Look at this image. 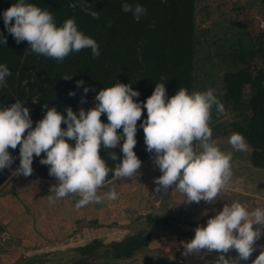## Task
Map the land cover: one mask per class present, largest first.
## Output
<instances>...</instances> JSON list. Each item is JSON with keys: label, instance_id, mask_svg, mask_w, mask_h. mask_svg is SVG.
<instances>
[{"label": "clouds", "instance_id": "obj_1", "mask_svg": "<svg viewBox=\"0 0 264 264\" xmlns=\"http://www.w3.org/2000/svg\"><path fill=\"white\" fill-rule=\"evenodd\" d=\"M78 4L93 18L99 16L97 10L89 7L88 0H69L68 7L76 8ZM121 10L131 13L136 20L146 13L145 7L136 0H121ZM0 15L6 31L17 43L26 40L33 52L58 62L69 53L85 48L91 49L93 58L100 55L98 42L78 28L74 17L58 24L51 11L30 0H14ZM6 43L7 37L0 32V44ZM9 75L8 66L0 63V87L6 86ZM162 80L144 101L134 99L140 92L131 83L117 81L98 90L95 105L87 110L81 107L77 112L67 106L62 112L55 106L44 105L47 110L34 127L25 103L16 99L9 106H0V170L11 167L15 157L9 149H16L19 144L16 172L30 175L34 156L40 157V163L48 165L49 175L57 180L50 185V192L54 193L49 197L52 202L69 194L79 195L77 208L90 202L100 203L102 199L114 200L117 198L114 188L103 196L97 190L110 172L117 178L139 175L142 160L134 150L139 121L146 151L154 153V162L161 171L154 178V191L172 187L185 194L183 201L187 203L215 202L233 175L232 152L218 146L210 127L213 106L222 113L224 104L214 88L189 91L179 87L169 96L164 83L167 78ZM76 85H84L85 94L89 91L83 79L77 80ZM69 95H75V91L70 90ZM142 109L147 112L143 119ZM102 114L106 115L107 122L101 120ZM62 122L65 127L61 126ZM228 142L237 151H247L249 146L239 132H233ZM117 146L123 155L118 159L115 151L108 153L113 161H119L110 168L100 149ZM42 152L45 155L41 156ZM262 234L264 207L249 209L233 201L230 205L224 204L205 224L196 225L193 237L184 242L185 254L215 251L218 255L214 264H241L253 253L255 242ZM232 249L237 255L226 258L225 254ZM251 264H264V249Z\"/></svg>", "mask_w": 264, "mask_h": 264}, {"label": "rangeland", "instance_id": "obj_2", "mask_svg": "<svg viewBox=\"0 0 264 264\" xmlns=\"http://www.w3.org/2000/svg\"><path fill=\"white\" fill-rule=\"evenodd\" d=\"M195 25L194 90L208 88L216 90V95L224 104V112H218L213 106L210 120L212 139L223 151L232 152L233 175L229 184L219 193L218 199L213 203L203 200L199 203H187L183 201L185 194L177 188L154 191V178L161 175V171L155 164L153 155L142 161L138 176L132 178L114 176L98 188V194L101 196L110 188H114L117 192L116 199H102L100 203L90 202L77 208L76 204H73L80 198L79 195L69 194L62 201V198L55 200H59L57 205L60 203L59 209H56L55 203L49 199L54 193L46 197L43 195L45 191L39 192L40 187L45 190L54 181H48L40 176L33 158L32 173L25 176L15 171L0 186V197L9 192L17 193L22 198L21 203H27L29 209L33 208L32 204L40 200V205L46 208L52 209L54 206L57 215L63 217V223L67 219L64 232H61V238L50 235L43 240L32 241V246H24L23 250L17 249L22 230L14 231L13 227L15 221H20L16 216L21 213L18 208L22 204L16 196L13 197L14 194L6 195L4 204L0 203V257L2 258L0 264L4 263H1L3 260L6 263V259L3 258L15 251L16 258L7 261L25 263L31 258L38 264H71L75 259L84 256L79 254L77 248L91 240L100 238L107 244L140 231L149 234L152 241L148 248L137 251L133 258L113 259L109 255L108 257L96 255L90 257V263L170 264L167 263L168 260H179L184 264H214L218 255L215 251L185 254L184 242L193 237L196 225L205 224L207 219L221 210L224 204L230 205L233 201H239L249 209L264 207V168L252 164L250 159L252 148L249 144L247 151H237L228 142L234 124L243 122L250 114V110L245 105L237 109L227 101L224 85V75L229 70L242 66H247L253 71L264 69V4L261 0H196ZM251 93V87L245 86L243 99L246 104ZM95 95L80 102L76 111L78 112L81 107L87 110L94 106ZM196 147L199 149L198 142ZM117 148L120 149L119 146ZM9 150L19 159L17 148ZM33 194L34 199H31ZM73 198L78 199L73 200ZM148 213H170L177 219H172L171 226H153L148 224L145 218ZM190 220H196L197 223L189 224ZM27 228L31 229L25 226L22 232L24 233ZM51 232L53 233L52 229ZM254 247L255 250L248 260L242 261L241 264H251L250 258H255L264 249V234L255 242ZM104 250L105 247L99 248L102 253L105 252ZM46 253H49V256H44L45 258L42 259L40 256ZM236 255L234 249L225 254L229 259Z\"/></svg>", "mask_w": 264, "mask_h": 264}, {"label": "trees", "instance_id": "obj_3", "mask_svg": "<svg viewBox=\"0 0 264 264\" xmlns=\"http://www.w3.org/2000/svg\"><path fill=\"white\" fill-rule=\"evenodd\" d=\"M195 1L136 0L146 9L145 15L136 20L131 13L121 10V0H88L89 7L99 12L97 18L83 11L79 4L76 8L68 7L69 0H30L51 11L58 24L66 18L74 17L78 28L99 44L100 55L95 58L92 57L91 49L85 48L69 53L59 62L55 58L33 52L26 40L17 43L6 31L0 15V32L7 37V43L0 44V63L6 64L11 72L6 77V86L0 87V106H9L16 99L25 103L30 110L34 127L35 122L47 110L42 106H55L62 112L65 107L71 106L76 111L80 102L117 81L131 83L133 88L138 89L140 95L134 99L140 101H144L152 93L155 84L163 82L164 77L167 78L164 83L169 96L179 87L194 90ZM13 2L14 0H0V12ZM261 2L264 4V0ZM65 75L71 76L66 79L63 78ZM80 79L89 86L86 94L83 92L84 85H76V81ZM224 85L227 101L237 109L245 105L250 110L243 122L234 124L232 132L245 136L252 148V164L264 168V69L253 71L242 66L229 70L224 75ZM247 85L251 87L252 93L246 104L243 94ZM70 90H74L75 95L70 96ZM82 97L85 99L82 100ZM146 115V109H142L141 119ZM101 120L107 122L105 114L101 115ZM137 124L134 150L145 161L154 153L146 151L143 129L139 127V121ZM61 126L66 125L62 122ZM16 148L19 150V144ZM111 151L117 153L118 159L123 153L117 147L100 149L107 165L114 168L119 161H113L109 157L108 153ZM43 155L45 153L42 152L41 156ZM34 165L41 176L56 179L49 175V166L40 163V157L34 156ZM113 177L110 172L105 182ZM71 203L73 204L72 200ZM24 211L34 216L32 211L28 212L27 206ZM145 218L153 226H171L172 219H177L170 213H148ZM188 223L196 224L197 221L190 220ZM151 241V236L142 231L107 244L94 239L78 247L77 250L84 256L72 264H90V257L96 255H109L113 259L131 258L137 251L148 248ZM101 247H105L102 254L98 251ZM253 259L250 258V262ZM167 263L184 264L179 260H168Z\"/></svg>", "mask_w": 264, "mask_h": 264}, {"label": "crops", "instance_id": "obj_4", "mask_svg": "<svg viewBox=\"0 0 264 264\" xmlns=\"http://www.w3.org/2000/svg\"><path fill=\"white\" fill-rule=\"evenodd\" d=\"M41 176V175H40ZM41 177H43V176H41ZM43 178H45V177H43ZM46 180H48V181H54L53 182V184H55V183H57V180L56 179H48V178H45ZM38 182H39V180H38ZM53 184H51V185H53ZM105 184V183H104ZM103 184V185H104ZM41 188V190L39 189V192L40 193H42V192H48L47 194H45V192L43 193V195H46V197H49V195H50V185H48V187L47 188H45V190H44V188H42V187H40ZM17 192V191H16ZM9 194H12V193H8V194H6L7 196L9 195ZM14 195H13V197L14 196H16L17 197V199H18V201H20V203L22 202V198H21V196H19L17 193L15 194V193H13ZM6 195H2L1 197H0V203H2V204H4V202H5V200H6V198H7V196ZM6 196V197H5ZM36 196H38V193L36 194ZM19 197V198H18ZM45 197V198H46ZM34 199V194L32 195V197H31V199ZM36 198V197H35ZM76 199H78V198H73V200H76ZM63 200V198L61 199V201ZM34 201V200H33ZM50 202V201H49ZM52 202V201H51ZM57 202H59V200H57V201H55L54 203V205H56V209H59V206H60V203H58V205L56 204ZM65 202H66V200H65ZM22 204V203H21ZM41 204V200L38 202L37 201V203H34V204H32L31 205V207H33L32 209H29V205H27V203H24V204H22V205H20L19 206V210H20V212L21 213H19V215H17L16 216V218H18L20 221H15V223H14V231H18L19 230V232H20V230H22L23 231V229H25V226H28V227H30L31 229H26V231L23 233L22 231L20 232V235H19V238H18V245H17V249H19V250H23V247L24 246H32L31 245V243H32V241H35V240H39V239H45V238H48V237H50V235H53V236H55V237H60L61 235H62V233L61 232H64V227H65V225L64 224H66V222L65 223H63L64 221L61 219V217H59V215H57V212H56V210H55V208H53L52 207V209H50V208H46V207H44V206H42V205H40ZM76 203H74L73 205H75ZM70 205V204H69ZM28 207V212H30V211H32L33 212V214H34V216L32 215V214H27L26 212H27V210H26V212L24 211L25 210V207ZM71 206V205H70ZM22 207H23V209H22ZM62 207V206H61ZM5 208V207H4ZM3 208V209H4ZM0 211H1V209H0ZM25 212V213H24ZM7 213V212H6ZM36 215V216H35ZM43 216H45V217H43ZM10 221V220H9ZM8 222H6V224H7ZM27 223V224H26ZM31 223V225L29 226V224ZM8 225V224H7ZM67 225H68V223H67ZM51 229H52V231H53V233L51 232ZM10 231H12V232H14L13 231V229H10ZM52 233V234H51ZM42 236V238H40ZM127 236V235H126ZM125 236V237H126ZM129 236V235H128ZM52 237V236H51ZM61 238V237H60ZM97 239H100V238H97ZM123 239V238H122ZM100 240H102V239H100ZM121 240V239H120ZM46 241V243H48L49 241H48V239H46L45 240ZM93 240H91V242H92ZM103 241V240H102ZM113 241H116V240H113ZM51 243V242H50ZM88 243H90V242H88ZM105 243V242H104ZM106 244V243H105ZM83 246V245H82ZM78 249V248H77ZM78 251V250H77ZM99 251V250H98ZM79 252V251H78ZM100 252V251H99ZM11 253H13V254H11ZM8 256H5L3 259H6V263H5V261L3 260L1 263H3V264H7V263H9V264H38L37 263V261L36 260H33V259H28V260H26V262L25 263H23V262H21V261H19V262H16L15 260H13V261H11V262H9V261H7V260H9V259H15L16 258V251L15 252H11ZM53 253H56V252H53ZM60 254H61V252H59ZM101 254H102V252H100ZM79 254H80V252H79ZM48 257L49 256V253H46V254H44L43 256H40L42 259H44L45 257ZM134 256V255H133ZM60 257H62V256H60ZM60 257H58V258H60ZM105 257H108L107 255H105ZM131 258H133V257H131ZM2 258L0 257V260H1ZM76 260V259H75ZM42 264H44V263H42ZM46 264H48V263H46ZM72 264V263H71ZM91 264V263H90Z\"/></svg>", "mask_w": 264, "mask_h": 264}, {"label": "water", "instance_id": "obj_5", "mask_svg": "<svg viewBox=\"0 0 264 264\" xmlns=\"http://www.w3.org/2000/svg\"><path fill=\"white\" fill-rule=\"evenodd\" d=\"M15 159L11 167L0 170V186L16 171L19 166V159L13 153H11Z\"/></svg>", "mask_w": 264, "mask_h": 264}, {"label": "flooded vegetation", "instance_id": "obj_6", "mask_svg": "<svg viewBox=\"0 0 264 264\" xmlns=\"http://www.w3.org/2000/svg\"><path fill=\"white\" fill-rule=\"evenodd\" d=\"M10 151V150H9Z\"/></svg>", "mask_w": 264, "mask_h": 264}]
</instances>
